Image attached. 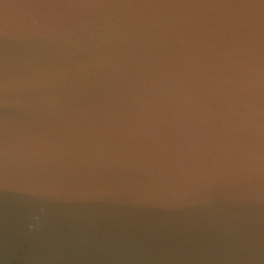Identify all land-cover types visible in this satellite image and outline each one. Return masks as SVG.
Returning <instances> with one entry per match:
<instances>
[{
  "label": "clouds",
  "instance_id": "1",
  "mask_svg": "<svg viewBox=\"0 0 264 264\" xmlns=\"http://www.w3.org/2000/svg\"><path fill=\"white\" fill-rule=\"evenodd\" d=\"M0 190L238 211L264 257V0H0Z\"/></svg>",
  "mask_w": 264,
  "mask_h": 264
},
{
  "label": "water",
  "instance_id": "2",
  "mask_svg": "<svg viewBox=\"0 0 264 264\" xmlns=\"http://www.w3.org/2000/svg\"><path fill=\"white\" fill-rule=\"evenodd\" d=\"M32 207L0 190V264H264L240 250L238 210L222 202L194 208L126 193L74 195L28 232Z\"/></svg>",
  "mask_w": 264,
  "mask_h": 264
}]
</instances>
